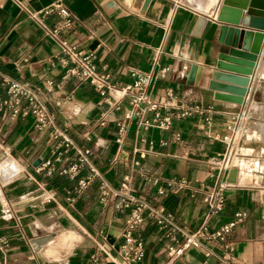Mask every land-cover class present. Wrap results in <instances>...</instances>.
I'll list each match as a JSON object with an SVG mask.
<instances>
[{"label": "crops", "instance_id": "crops-1", "mask_svg": "<svg viewBox=\"0 0 264 264\" xmlns=\"http://www.w3.org/2000/svg\"><path fill=\"white\" fill-rule=\"evenodd\" d=\"M221 1L208 7L209 0H0V72L36 87L46 80L59 85L44 93L48 111L76 146L90 150L89 159L101 177L77 192L78 180L89 174L86 166L74 179L35 171L34 162L49 155L47 132L35 129L30 116L12 118L0 111V239L5 241L0 243V264H126L121 234L129 208L119 196L103 198L99 190L102 180L119 188L126 175L133 193L164 206L185 231L203 223L214 230L236 212L246 213L224 242L189 246L174 261L264 264V37L244 102L214 99L208 82L217 54L215 15ZM55 2L71 13L66 42L94 51L98 69L110 74L112 84L130 82L132 70L157 74L165 68L164 76L152 82L150 97L162 104L171 98L199 104L208 113L173 118L163 128L126 121L125 100L114 109L92 85L65 75L58 45L22 8L40 11ZM199 16L206 21L196 33ZM44 21L59 25L55 14ZM192 64L198 70L190 77ZM110 96L118 99L119 93L112 90ZM237 112L246 120L231 167L236 180L225 192L222 210L209 214L201 186L213 183L209 162L226 150L223 136L230 115ZM119 122L124 127L117 142ZM228 171L221 174L223 181ZM136 234L144 243L137 264L174 262L167 254L172 242L154 219L146 217ZM44 236L51 237L33 249L32 240ZM175 238L182 240L178 232Z\"/></svg>", "mask_w": 264, "mask_h": 264}, {"label": "built area", "instance_id": "built-area-1", "mask_svg": "<svg viewBox=\"0 0 264 264\" xmlns=\"http://www.w3.org/2000/svg\"><path fill=\"white\" fill-rule=\"evenodd\" d=\"M22 8L26 11L27 17L37 24L43 34L58 45L60 60L65 67V75L77 77L80 82L92 85L101 98L114 109H118L120 103L125 100L128 105L124 114L126 121L134 120L142 128L150 126L163 128L169 125L173 118L208 113L199 104L189 106L184 100L173 102L172 98L168 103L162 104L150 97L149 88L152 82L158 75L164 76L165 68H161L157 74L152 71L132 70L130 82L120 86L112 84L110 74L98 69L94 51L83 50L76 45L67 43L64 39L63 35L71 29L72 21L71 13L60 2H55L40 11H33L24 6ZM50 14H55L59 18V25L50 26L44 21L45 17ZM154 63L156 64L157 60ZM55 87H59V85L52 80H46L41 86L36 87L27 81L18 80L0 72V88L6 92V97L0 98V111H7L12 118L30 116L33 119L35 129L47 132L51 141L49 155L35 167V171H42L49 176L56 173L74 179L84 166L88 168L89 174L80 178L74 188L75 191L79 192L91 180L101 177L89 159L90 150L76 146L67 131L58 126L54 116L48 111L44 93L53 91ZM112 90L119 93L118 99L111 98L110 92ZM171 95L169 94V96ZM101 117L102 124L106 113H101ZM205 120H208V115L205 116ZM245 120L243 112L230 115L229 123L226 126L227 133L223 136L226 142V150L219 159H213L209 162V176L213 178V183L211 186H201L204 189L203 199L208 205L209 214H215L222 210L226 200L225 192L232 185L223 181L221 174L232 167L236 141L243 132ZM118 125L119 137L116 138V141L120 142L124 124L119 122ZM134 164H138V161H134ZM99 190L103 198L110 194L119 196L123 206L129 208L121 234L123 238L121 257L126 264H137L144 256V243L136 231L146 217L154 219L158 227L166 232L165 235L169 236L172 243L167 247V254L169 261L173 262L189 246L202 247L205 241L211 240L224 242L235 225L246 216L244 211H239L217 229L210 230L203 223L195 230L185 231L178 227L173 220L172 213L167 211L164 206H153L133 193L129 186L128 175L123 177L119 188H114L102 180ZM175 232L182 236L179 243L175 238ZM0 243L5 245L3 239H0ZM226 246L229 250L233 249L230 243H227ZM204 264L208 263L205 262Z\"/></svg>", "mask_w": 264, "mask_h": 264}, {"label": "water", "instance_id": "water-1", "mask_svg": "<svg viewBox=\"0 0 264 264\" xmlns=\"http://www.w3.org/2000/svg\"><path fill=\"white\" fill-rule=\"evenodd\" d=\"M205 21V17H198L196 33ZM215 22L217 54L209 74L208 88L214 91V99L242 104L264 37V0H222ZM197 70V65L192 64L189 76H195ZM39 162L37 160L33 166ZM235 180L236 169L231 168L227 182L233 184ZM50 237L32 240L33 249L37 250ZM172 264H180V261Z\"/></svg>", "mask_w": 264, "mask_h": 264}, {"label": "rangeland", "instance_id": "rangeland-1", "mask_svg": "<svg viewBox=\"0 0 264 264\" xmlns=\"http://www.w3.org/2000/svg\"><path fill=\"white\" fill-rule=\"evenodd\" d=\"M192 1H194V2H196V3H199L200 2V0H185V2L186 3H188V4H191L192 3Z\"/></svg>", "mask_w": 264, "mask_h": 264}, {"label": "bare ground", "instance_id": "bare-ground-1", "mask_svg": "<svg viewBox=\"0 0 264 264\" xmlns=\"http://www.w3.org/2000/svg\"><path fill=\"white\" fill-rule=\"evenodd\" d=\"M215 0H209L208 7H211L214 4Z\"/></svg>", "mask_w": 264, "mask_h": 264}]
</instances>
